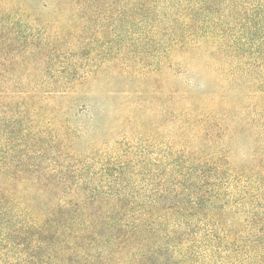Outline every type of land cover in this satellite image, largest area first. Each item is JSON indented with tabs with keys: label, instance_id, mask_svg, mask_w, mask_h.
<instances>
[{
	"label": "trees",
	"instance_id": "trees-1",
	"mask_svg": "<svg viewBox=\"0 0 264 264\" xmlns=\"http://www.w3.org/2000/svg\"><path fill=\"white\" fill-rule=\"evenodd\" d=\"M0 264H264V0H0Z\"/></svg>",
	"mask_w": 264,
	"mask_h": 264
},
{
	"label": "rangeland",
	"instance_id": "rangeland-1",
	"mask_svg": "<svg viewBox=\"0 0 264 264\" xmlns=\"http://www.w3.org/2000/svg\"><path fill=\"white\" fill-rule=\"evenodd\" d=\"M114 87H117L115 84V78H109L104 80L102 84H100L98 87H94L92 89H95L94 94L99 95V97H102V102L108 103V98L111 93V90L114 89Z\"/></svg>",
	"mask_w": 264,
	"mask_h": 264
}]
</instances>
